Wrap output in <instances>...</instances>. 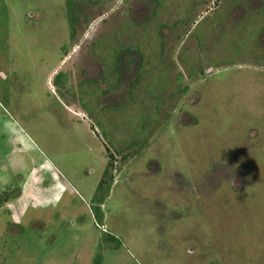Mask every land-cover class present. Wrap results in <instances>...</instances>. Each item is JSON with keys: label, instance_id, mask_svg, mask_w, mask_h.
I'll return each mask as SVG.
<instances>
[{"label": "rangeland", "instance_id": "374dc122", "mask_svg": "<svg viewBox=\"0 0 264 264\" xmlns=\"http://www.w3.org/2000/svg\"><path fill=\"white\" fill-rule=\"evenodd\" d=\"M254 7L0 0V264H264Z\"/></svg>", "mask_w": 264, "mask_h": 264}, {"label": "trees", "instance_id": "16d2710c", "mask_svg": "<svg viewBox=\"0 0 264 264\" xmlns=\"http://www.w3.org/2000/svg\"><path fill=\"white\" fill-rule=\"evenodd\" d=\"M114 48H115V46H113ZM119 46L117 47V48H115V49H113L114 51V54L116 55V57H117V61H116V63H114V65H117L118 66V64H119V59L125 54V52H121V51H119ZM128 51V50H127ZM126 51V52H127ZM117 69H118V71L116 70V72H119V68L117 67ZM107 76H110L111 78H110V80L113 78V77H115L116 76V78H117V75H116V73L115 74H113V73H108V75ZM107 76H106V79H104V81H106L107 82ZM138 79H140V76H139V74H138ZM67 82V77H66V75L64 74V73H59L58 74V76H56V78H55V80H54V83L56 84V86L59 88V89H62L63 88V86H64V84ZM135 86V85H134ZM107 154H108V157H109V161H108V164H107V167H106V170H105V172H104V174H103V176H102V179H101V181H100V183H99V186H98V191H101L102 189H104L105 187H108L110 184H112L113 183V181H114V176H112L110 173H113V170H114V157H113V155L112 154H110V153H108L107 152ZM111 171V172H110ZM110 172V173H109ZM97 196V195H96ZM5 200H7V199H5ZM2 202H4V201H1V199H0V204L2 203ZM98 215V214H97ZM97 219H98V217H96ZM110 240H113V238L111 237V239ZM102 263V260H101V258L99 259H96L95 260V263L94 264H101Z\"/></svg>", "mask_w": 264, "mask_h": 264}, {"label": "crops", "instance_id": "0c3cea01", "mask_svg": "<svg viewBox=\"0 0 264 264\" xmlns=\"http://www.w3.org/2000/svg\"><path fill=\"white\" fill-rule=\"evenodd\" d=\"M257 2H259V0H250L251 9H252L253 11H254V9H257L256 7H254V5H256ZM107 75H108V73H107ZM103 78L106 79L105 76H104ZM110 78H111L110 76H107V81H109ZM104 79H103V80H104ZM111 80H112V79H111ZM111 80H110V81H111ZM92 81H94V80H92ZM104 83H106V82L104 81Z\"/></svg>", "mask_w": 264, "mask_h": 264}]
</instances>
